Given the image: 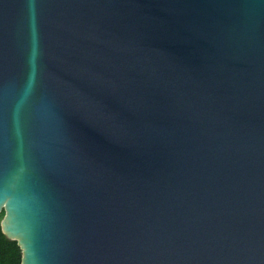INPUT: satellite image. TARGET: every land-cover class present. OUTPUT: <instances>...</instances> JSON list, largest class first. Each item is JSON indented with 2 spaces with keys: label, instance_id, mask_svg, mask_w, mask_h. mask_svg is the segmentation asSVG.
Masks as SVG:
<instances>
[{
  "label": "water",
  "instance_id": "water-1",
  "mask_svg": "<svg viewBox=\"0 0 264 264\" xmlns=\"http://www.w3.org/2000/svg\"><path fill=\"white\" fill-rule=\"evenodd\" d=\"M21 168L38 264H264V0H0Z\"/></svg>",
  "mask_w": 264,
  "mask_h": 264
},
{
  "label": "clouds",
  "instance_id": "clouds-1",
  "mask_svg": "<svg viewBox=\"0 0 264 264\" xmlns=\"http://www.w3.org/2000/svg\"><path fill=\"white\" fill-rule=\"evenodd\" d=\"M26 171L21 168L10 177L7 186L0 188V207L11 208L24 218L23 226L9 231L8 218L0 223V230L9 240H15L23 252L22 264H38L35 251V239L39 229L42 205L39 198L26 186Z\"/></svg>",
  "mask_w": 264,
  "mask_h": 264
},
{
  "label": "trees",
  "instance_id": "trees-1",
  "mask_svg": "<svg viewBox=\"0 0 264 264\" xmlns=\"http://www.w3.org/2000/svg\"><path fill=\"white\" fill-rule=\"evenodd\" d=\"M4 214L0 216V223ZM0 264H22V252L17 243L9 240L0 230Z\"/></svg>",
  "mask_w": 264,
  "mask_h": 264
}]
</instances>
